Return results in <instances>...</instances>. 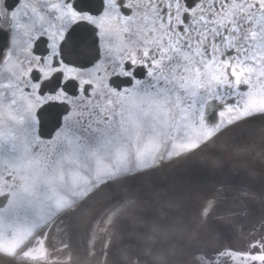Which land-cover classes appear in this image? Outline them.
Wrapping results in <instances>:
<instances>
[{
    "label": "snow or ice",
    "instance_id": "6c2138e0",
    "mask_svg": "<svg viewBox=\"0 0 264 264\" xmlns=\"http://www.w3.org/2000/svg\"><path fill=\"white\" fill-rule=\"evenodd\" d=\"M78 33L92 38L91 61L69 58ZM256 116L264 0H0V264H68L57 230L83 197ZM129 203L89 225L106 234L102 258ZM153 264H264V231L243 248L206 241Z\"/></svg>",
    "mask_w": 264,
    "mask_h": 264
},
{
    "label": "flooded vegetation",
    "instance_id": "af4514ba",
    "mask_svg": "<svg viewBox=\"0 0 264 264\" xmlns=\"http://www.w3.org/2000/svg\"><path fill=\"white\" fill-rule=\"evenodd\" d=\"M74 43L70 45L69 51L82 50L84 44L88 42L79 37ZM42 127L45 129V132H42L45 136L44 140H47L51 132L50 121L46 119ZM251 142L252 145L244 154L245 156L243 155L245 162L247 157L250 160L249 166L247 165L248 162L245 164L239 163L238 166L264 177V131L252 135ZM188 154L181 157L183 158ZM177 159V157L170 160L166 159L163 163L156 166L158 168L157 171L155 170L156 167H154L147 170L146 173L140 174L136 179H143L159 173L157 178L154 179L156 181L165 171L172 168L169 167V164ZM233 159L236 160L235 157ZM4 162V157L0 156V166ZM161 167L163 168L161 169ZM136 179L127 182H133ZM131 196H138L139 198L134 202L135 199L131 198ZM155 197L156 195L153 193L125 195L122 197L125 202H130L133 199L135 205L132 209L130 207L116 218L110 228L108 234L111 236V245L107 249L108 255L106 259L100 256V250L104 247V236L106 234H96L94 231H90L89 225H94L98 222L99 218L113 205L111 203L113 200L107 202L110 199L106 198L108 200L103 199L89 206L76 221L78 239L85 264H137L138 257H143V264H151V217ZM88 198L83 197L79 206ZM104 202L107 203L104 205L99 204ZM78 208L72 212L63 226L57 230V244L60 240H63L69 245L65 249V252L71 255L68 264H74L69 228L72 215ZM261 231H264V195L230 185L207 184L199 186L191 193L188 199L185 251L206 241L215 247L243 248L250 235H259ZM162 244L163 260L169 259L170 249L165 238H163ZM93 249L95 250V255H90L89 252ZM56 255H62V253H57Z\"/></svg>",
    "mask_w": 264,
    "mask_h": 264
},
{
    "label": "water",
    "instance_id": "95a60500",
    "mask_svg": "<svg viewBox=\"0 0 264 264\" xmlns=\"http://www.w3.org/2000/svg\"><path fill=\"white\" fill-rule=\"evenodd\" d=\"M84 34L78 33L77 39ZM86 36V35H85ZM91 38V37H90ZM88 38L82 50L70 51L69 58L74 61L88 62L96 56L92 40ZM92 39V38H91ZM90 40V41H89ZM245 128L231 134H221L215 141L203 145L180 161L160 179L146 184L123 182L111 189L99 192L88 198L73 213L69 228V239L74 264H85L77 234L76 221L85 210L110 197L120 195H156L151 217V264L163 260V238L168 242L170 253L173 249L184 250L186 239L187 202L191 193L201 185L224 184L264 195V177L234 167L224 160L223 152L241 139L264 131V117L251 118ZM41 132L45 129L41 126ZM157 250H159L157 252Z\"/></svg>",
    "mask_w": 264,
    "mask_h": 264
},
{
    "label": "rangeland",
    "instance_id": "374dc122",
    "mask_svg": "<svg viewBox=\"0 0 264 264\" xmlns=\"http://www.w3.org/2000/svg\"><path fill=\"white\" fill-rule=\"evenodd\" d=\"M262 132V131H261ZM40 133H41V136L43 137L42 139H45L44 137V133H42L41 131H40ZM260 132H256V133H253V134H251V135H249V136H247V137H245V138H243L242 140H243V143H241V144H238L237 142L235 143V144H237L238 146H236L235 144L234 145H232V146H230L229 148H227L226 150H228V149H230L231 147H233V149H231V150H229V151H224L223 152V156L225 155V157H227V159H228V157L230 158L229 159V161H228V164H230V165H232V166H234V167H237V168H239V169H243V170H245V171H249V172H252V171H250V170H247V169H245V168H242V167H240V166H238V164L239 163H247V165L249 166V159H248V157H247V160H246V162H245V160H244V157H243V155L244 154H246V152H247V150H248V148L252 145V142H251V139H252V135H255V134H259ZM238 142H242V141H238ZM226 153V154H225ZM181 156H183V155H181ZM181 156H179V157H177L178 159L176 160V161H172L170 164H169V167H174V165H175V163H177V161H180V159H182V157ZM245 156V155H244ZM235 157V159L236 160H234L233 158ZM231 159H233V160H231ZM225 160V159H224ZM235 161H237V162H235ZM172 167V168H173ZM163 167H161V169H162ZM172 168H170V169H168V171H165L164 172V174L162 175V176H164L167 172H169ZM160 169V170H161ZM156 171L158 170V168L156 167V169H155ZM160 172V171H159ZM252 173H254V174H257V175H260V174H258V173H255V172H252ZM159 174V173H158ZM158 174H154V175H151V176H149V177H145V178H143V179H136L135 181H133L134 183H140V184H148V183H152V182H154L155 180L154 179H156L157 178V175ZM162 174V173H161ZM161 176V177H162ZM160 177V178H161ZM159 178V179H160ZM198 188V187H197ZM196 188V189H197ZM195 189V190H196ZM194 190V191H195ZM123 197V196H122ZM122 197L120 196V197H117V198H114L115 200H117V199H122ZM131 198H134L135 200H134V202L139 198L138 196H131ZM110 200H108V199H106V200H108L107 202H109V201H112L113 199H111V197L109 198ZM115 200H113V202L115 201ZM107 202H104V203H99L100 205H104V204H106ZM113 202H111V203H113ZM133 202V199H131V201H130V203H129V206L126 208V211L131 207V209H132V207L135 205V203ZM132 203H133V205H132ZM137 208V207H136ZM78 234V233H77Z\"/></svg>",
    "mask_w": 264,
    "mask_h": 264
},
{
    "label": "bare ground",
    "instance_id": "6f19581e",
    "mask_svg": "<svg viewBox=\"0 0 264 264\" xmlns=\"http://www.w3.org/2000/svg\"><path fill=\"white\" fill-rule=\"evenodd\" d=\"M80 37H82L83 39H85V40H87L88 38H90V36H83V35H81ZM79 39V38H78ZM90 40H92L91 38H90ZM89 40V41H90ZM77 43V42H76ZM75 44V43H74ZM72 51H78V50H72ZM69 53H71L70 51H69ZM240 141H242V142H237L238 144H241V143H243V140L241 139ZM236 146H238L237 144H235ZM231 149H233V147H231L230 149H228V150H226V151H229V150H231ZM226 154V153H225ZM225 159V161L226 162H228L229 161V157H228V159H227V157H225L224 158ZM173 167V166H172ZM261 176V175H260Z\"/></svg>",
    "mask_w": 264,
    "mask_h": 264
},
{
    "label": "trees",
    "instance_id": "16d2710c",
    "mask_svg": "<svg viewBox=\"0 0 264 264\" xmlns=\"http://www.w3.org/2000/svg\"><path fill=\"white\" fill-rule=\"evenodd\" d=\"M121 196V195H120ZM120 196H115V197H112L113 200H115L114 198H117V197H120ZM122 196H125V195H122Z\"/></svg>",
    "mask_w": 264,
    "mask_h": 264
}]
</instances>
